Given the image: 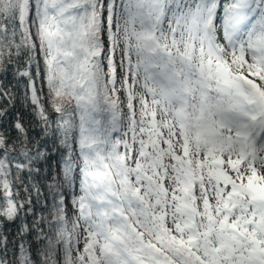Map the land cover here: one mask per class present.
Here are the masks:
<instances>
[{"label": "snow or ice", "instance_id": "obj_1", "mask_svg": "<svg viewBox=\"0 0 264 264\" xmlns=\"http://www.w3.org/2000/svg\"><path fill=\"white\" fill-rule=\"evenodd\" d=\"M0 101V264H264V0H0Z\"/></svg>", "mask_w": 264, "mask_h": 264}, {"label": "trees", "instance_id": "obj_2", "mask_svg": "<svg viewBox=\"0 0 264 264\" xmlns=\"http://www.w3.org/2000/svg\"><path fill=\"white\" fill-rule=\"evenodd\" d=\"M11 79H12V75H11V72H9L7 80L11 81ZM22 83H23V81H22ZM37 86L39 87V83ZM12 91L15 95V99H14L13 104L9 107V117L7 119H11V116L14 115L15 113L22 114L25 118V121L27 122V125L29 126L30 135H34L35 132L39 131V129L37 128L35 130H32L30 127L32 122H33V118L31 116L32 106H31L30 100H27L25 98V89L23 88V86L18 87V88L13 87ZM45 91H46V89H45ZM0 106H5V102L0 101ZM52 115H54V114H52ZM12 135L13 136L15 135L14 130L12 132ZM47 142H48V146L50 149H55V151L53 152V157H54L55 161L58 162L61 158V154L64 153V149L61 148L58 144V141H55V139L51 136H49L47 138ZM77 159L78 158L76 156H74V160H77ZM70 207L71 206L69 205V208ZM71 216H72V213H71V211H69V218L70 219H71ZM69 231H71V224H69ZM29 239H31V237H29ZM80 247L82 248L83 245L81 244ZM32 248H33V258L37 259V257L35 256L36 245L34 243L32 245Z\"/></svg>", "mask_w": 264, "mask_h": 264}, {"label": "rangeland", "instance_id": "obj_3", "mask_svg": "<svg viewBox=\"0 0 264 264\" xmlns=\"http://www.w3.org/2000/svg\"><path fill=\"white\" fill-rule=\"evenodd\" d=\"M74 177L76 179V194L79 195V169L76 168L74 172Z\"/></svg>", "mask_w": 264, "mask_h": 264}]
</instances>
